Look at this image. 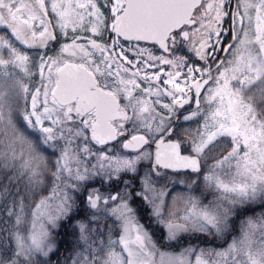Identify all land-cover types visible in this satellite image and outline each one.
Returning a JSON list of instances; mask_svg holds the SVG:
<instances>
[{"label": "snow or ice", "instance_id": "6c2138e0", "mask_svg": "<svg viewBox=\"0 0 264 264\" xmlns=\"http://www.w3.org/2000/svg\"><path fill=\"white\" fill-rule=\"evenodd\" d=\"M222 32H231L230 42ZM184 42L203 67L176 54ZM53 44L59 47L48 55ZM180 116L202 121L195 133L185 130L191 139L181 135ZM114 141L135 155H109L105 146ZM41 149L57 157L52 188L27 212L24 197L5 206L12 224L0 231L11 244L0 245V264H37L35 257L53 252L49 229L70 218L73 194L95 177L135 173L143 160L156 175L188 170L196 174L192 183L202 175L214 198L173 197L169 207L168 193L147 175L138 192L130 185L108 195L85 189L91 220L100 212L113 225L105 240L79 222L83 250L71 264H264V213L237 225L238 212L264 208V0H0V169L14 171L9 183L26 174L36 194L50 163ZM9 195L7 185L0 189V199ZM133 197L149 206L168 240L189 231L239 235L220 250L162 252L139 222Z\"/></svg>", "mask_w": 264, "mask_h": 264}, {"label": "rangeland", "instance_id": "374dc122", "mask_svg": "<svg viewBox=\"0 0 264 264\" xmlns=\"http://www.w3.org/2000/svg\"><path fill=\"white\" fill-rule=\"evenodd\" d=\"M230 25V21L228 18H225L223 21V28L227 29L229 28ZM195 27V26H194ZM191 31V30H190ZM202 32L205 31L204 29L201 30ZM199 33H197V36L194 39H199ZM231 32H228L227 34H224L223 32L221 33V39L224 43L230 42L231 41ZM211 43V41H209ZM141 47L147 48L149 49V51H151L153 54L155 55H162L163 53H161L159 51V49L156 46L150 45L148 43H141L140 44ZM191 47V45L188 42H184L183 45L180 47L179 51L176 53L177 55H181L184 56L186 59H191V60H199L198 57H196L194 52L189 51V48ZM211 49H209L210 51ZM134 52V51H133ZM135 53V52H134ZM217 55H220L219 53ZM200 61V60H199ZM203 63V61H201ZM167 99L163 100V103L166 102ZM14 119H18L17 116H14ZM23 130V129H22ZM31 138V137H30ZM96 148H99L98 145L95 146ZM109 149V155H119V156H134L135 153L129 154L130 152H128L126 149H122L120 147V144L117 143H113L111 145H108V147H106ZM153 149H155V146L153 145L151 150L154 151ZM95 151V148L93 149ZM41 151L43 152V155L45 157L49 158V165H48V170L44 173V175L41 177V184L35 189V193L36 194H31L28 192V188L30 187L28 184V177L27 175H22L19 177H15L14 181L17 184V187L19 188V190L21 191V194H11V197L9 195L8 199L6 200L7 202L4 203V205L6 206L7 204H11L12 199L16 198L19 199V197H24V204L26 205L25 211L27 212L29 209L27 206L34 204L36 201H38V199L41 196H46L48 195V193L50 192L52 185H53V178L51 176V172L54 171V167L51 163V161H54L57 157L56 156H52L51 152L52 150L49 149L47 151H43V149H41ZM211 158V157H210ZM207 164H208V160L203 162V170L202 172H206L207 170ZM3 170L4 169H0V176L3 175ZM7 171H10L12 176H14V171L9 169ZM156 171H158L160 174L156 175L153 173L152 171V161L151 160H143L141 161L138 165H137V171L135 173H120L118 177H113L115 180H119L120 176L122 174H129L132 176V178L134 179V182H138V183H133L132 185H130V183L128 182V179H124L122 185L118 188V190H112V191H101L104 195H108L109 193H116V192H123L127 186H131L130 188H127L128 191L132 192V188L135 187H139V189L135 192H138L142 189L143 187V180L144 177L147 175L149 176L153 186L160 190L163 189L165 190L168 195L165 197V202L166 205L171 207L172 203H173V197H187V196H191V190L192 194L196 193V195H192L195 197H199L203 203L207 204L210 200H212L214 198L213 196V192L210 189H207L205 187L202 175L199 176L198 178H196V182L192 183V180L194 177H196V174H188V173H177V172H167L165 170H160L157 169ZM2 173V174H1ZM97 179H101L100 177H95L92 181L93 182ZM111 181V180H110ZM110 181H106L104 182V184H108ZM89 183V182H88ZM86 185V184H85ZM93 188H98V186H94L92 188H88V191H91ZM84 188L80 189L79 194H73L74 195V199H75V206H74V210L77 207L78 204V199L81 197L80 195H82V191ZM178 189L181 190H186V191H177ZM199 191V194L198 192ZM183 192H186L183 193ZM171 194V195H170ZM86 195V193H85ZM132 204V207L136 209V213H137V218L139 220V222L145 227V229L150 233L152 240L155 242L157 248H159L160 251L162 252H168V253H174V254H179L180 252H182L185 248H196V249H215V250H220L224 247L227 246L228 243L231 242L233 236H237L239 235L238 230L235 231H231L230 233H226L223 237H217L216 235H210V234H204V233H199V232H195V231H189L187 233H181L176 240L171 241L167 239V232L166 229L163 227L162 224L158 223L157 220L151 216V212L149 209V206L147 204H145L142 200H140L139 198L136 199V197H133L132 200L130 201ZM86 204V203H85ZM143 205L145 207V212L142 211L140 209V205ZM87 206V204H86ZM177 208L182 207V205L180 203H177L176 205ZM253 210H242L240 212L237 213V225L239 224V222L241 220H243L246 216H260L262 213H264V208L259 207L258 205H254L253 206ZM73 210V211H74ZM91 211L93 209H90ZM72 211V212H73ZM95 212V210H93ZM96 213H100V212H96ZM71 214V213H70ZM100 216L103 220L104 226L107 225V221H110V226L113 225V221L111 218H108L106 216H104L102 213H100ZM64 221L62 220L59 222V226L56 229H49L51 232V237H52V242L54 245V250L53 252H50L48 256H37L35 257V260L37 262V264H53V258L56 257V254L58 253V238L60 231L64 230ZM5 222H7V227H11L12 221L10 218H6ZM84 223L89 224V226L93 229H97L96 225L88 223L86 221H82ZM93 222V221H91ZM150 222L151 225H148L147 223ZM3 225V224H2ZM76 226H78V224H76ZM107 229V233L106 236L102 239H107V234L109 231L108 227H105ZM154 231L156 233L158 232H162L163 234V239L165 242V246H163V242L162 240H159L157 235L154 234ZM97 233H93V238H95ZM116 234V231L113 227V231L111 232L112 238L113 235ZM202 235L205 239V242H207L211 237H213L215 240L220 241L221 244L219 245H214V244H208V243H201L200 240L202 239H198V237H196V240H193L196 235ZM8 234H4L3 231H0V245L3 244H11V240L10 239H6ZM78 236H79V231H78V227H76V236L74 237V239L71 240V238H69V241L72 242L71 246L68 248V252H66V260H62L61 264H71V258L74 257L75 255V251H82L83 249L80 247V245L78 244ZM228 236V238H226ZM200 237V236H199ZM116 238V237H115ZM114 238V239H115ZM4 239V240H2ZM193 240L191 243L186 242L185 244L182 245H178V243L180 242V240ZM198 239V240H197ZM174 245L177 246V249H173V248H169L167 247L168 245Z\"/></svg>", "mask_w": 264, "mask_h": 264}, {"label": "flooded vegetation", "instance_id": "af4514ba", "mask_svg": "<svg viewBox=\"0 0 264 264\" xmlns=\"http://www.w3.org/2000/svg\"><path fill=\"white\" fill-rule=\"evenodd\" d=\"M194 27V26H193ZM62 42H64V41H62ZM154 46V45H153ZM59 47V45L58 44H53L52 46H51V48L50 49H48V50H45L46 52H47V54L48 55H52L53 54V52H54V50L56 49V48H58ZM157 47V46H156ZM158 49H159V47H157ZM25 51H27L28 53H29V55H32L33 57H35L36 56V54H37V50H35V49H24ZM159 51L161 52V53H163L162 52V50H160L159 49ZM127 55H128V58L129 59H133L134 57H135V53L133 52V51H129V52H127L126 53ZM164 54V53H163ZM188 60V62H189V64H191V65H199V66H201V67H203V63L201 62V61H199V60H191V59H187ZM162 69H163V71H165V72H167V71H171L172 69L169 67V66H167V65H161L160 66ZM33 71H35V69H33ZM161 79L163 80L164 79V76H163V74H161ZM38 82V77L37 76H33L32 77V83L33 84H36ZM167 102H169L168 100H166V102L165 103H167ZM162 103H163V101H162ZM192 108H194V104H190V105H186L185 106V109H182L181 111L185 114V115H187L188 114V112H189V110H191ZM158 111H160V109H157ZM177 123L180 125V132H181V135L182 136H184V138L185 139H191V137H188V136H185V130H187V131H189V132H193V133H195L196 132V130L201 126V124H202V121H200V119L199 118H196V119H193V120H189V121H185L184 119H183V116H180V118H179V120L177 121ZM120 140H123V139H125L124 137H121V138H119ZM117 143V142H116ZM153 150H155V149H153ZM130 153H134V152H132V151H130ZM211 162V158L209 157V159H208V163H210ZM203 168H204V166H203V164H202V170H203ZM165 171H167V172H177V171H170V170H165ZM177 173H188V174H193V173H191L190 171H178ZM119 183H121V182H119ZM119 183H116V184H119ZM92 184H94V183H88V184H86L85 185V189H87L88 188V186L89 185H92ZM99 186H100V188H105L104 187V185L101 183V181H99ZM93 187V186H92ZM92 187H90V188H92ZM139 189V187L137 186L136 187V190H138ZM192 191L193 190H191V195H194V194H192ZM142 207V210H144L145 211V207L144 206H141ZM148 225H151V223L150 222H148L147 223ZM155 234H156V232H154ZM162 234H160V235H158V237L161 239L162 237ZM185 240H181V242H184Z\"/></svg>", "mask_w": 264, "mask_h": 264}, {"label": "trees", "instance_id": "16d2710c", "mask_svg": "<svg viewBox=\"0 0 264 264\" xmlns=\"http://www.w3.org/2000/svg\"><path fill=\"white\" fill-rule=\"evenodd\" d=\"M75 233H72L71 229H67L64 232V241L63 242H59L58 246H59V250L56 256H58L60 254V252L62 251L63 248H65L64 253L68 252V248L71 246V243L69 241V237L70 236H74ZM64 255V254H63ZM65 256V255H64ZM59 264V263H58Z\"/></svg>", "mask_w": 264, "mask_h": 264}, {"label": "bare ground", "instance_id": "6f19581e", "mask_svg": "<svg viewBox=\"0 0 264 264\" xmlns=\"http://www.w3.org/2000/svg\"><path fill=\"white\" fill-rule=\"evenodd\" d=\"M60 256H56L55 258H53V262L59 263L61 264L62 260H56V259H60Z\"/></svg>", "mask_w": 264, "mask_h": 264}]
</instances>
